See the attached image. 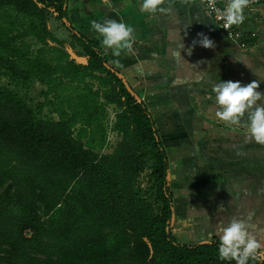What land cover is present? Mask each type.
Returning a JSON list of instances; mask_svg holds the SVG:
<instances>
[{
    "label": "trees",
    "instance_id": "trees-1",
    "mask_svg": "<svg viewBox=\"0 0 264 264\" xmlns=\"http://www.w3.org/2000/svg\"><path fill=\"white\" fill-rule=\"evenodd\" d=\"M68 2L0 0V264H235L218 259L213 232L200 243L175 237L155 119L102 47L66 24ZM51 18L83 60L63 49ZM35 82L47 102L33 107L18 90ZM108 127L118 141L103 152Z\"/></svg>",
    "mask_w": 264,
    "mask_h": 264
},
{
    "label": "crops",
    "instance_id": "crops-1",
    "mask_svg": "<svg viewBox=\"0 0 264 264\" xmlns=\"http://www.w3.org/2000/svg\"><path fill=\"white\" fill-rule=\"evenodd\" d=\"M219 1L224 5L225 0ZM140 2L69 0V13L86 17L82 28L81 19L70 24L81 32L87 30L124 82L149 107L167 147L168 181L175 202L181 199L185 205L182 216L175 214L174 220L191 226L190 215L195 213L194 221L203 218L202 231L218 236L221 224L234 217L242 219L261 242L264 260V144L246 136V117L239 125L220 121L211 93L219 79L243 84L257 80V90L264 93V5L244 10L241 28L248 36L255 34L253 49L244 51L200 0H163L167 11L153 15L141 13ZM105 18L134 28L131 51L114 57L111 49H104L90 22ZM198 33L207 35L214 46L197 45L188 55L185 49L199 39ZM173 179L179 182L177 189L171 186ZM194 196L198 201L191 203Z\"/></svg>",
    "mask_w": 264,
    "mask_h": 264
},
{
    "label": "clouds",
    "instance_id": "clouds-1",
    "mask_svg": "<svg viewBox=\"0 0 264 264\" xmlns=\"http://www.w3.org/2000/svg\"><path fill=\"white\" fill-rule=\"evenodd\" d=\"M108 3V0H105ZM163 0H141V13L153 15L165 12ZM249 0H225L222 8H217L213 0H208L206 7L208 14L222 23L227 29L233 25H240L245 20L244 10ZM91 29L99 34L100 43L105 50L111 49L114 57H119L122 51H131L135 40L134 28L130 24L117 19L105 18L102 21L92 20ZM199 39H193L185 51L192 54L197 45L208 48L214 46V41L207 35L198 33ZM184 45L182 43V47ZM119 63V61H116ZM259 82L253 80L247 84L241 81L219 79L211 87L216 107L215 116L228 125H239L246 117V136L260 144H264V93L258 91ZM219 242L217 247L218 259L234 261L235 264H250L258 251L261 242L253 235L244 222L239 218H231L226 224L217 229Z\"/></svg>",
    "mask_w": 264,
    "mask_h": 264
},
{
    "label": "rangeland",
    "instance_id": "rangeland-1",
    "mask_svg": "<svg viewBox=\"0 0 264 264\" xmlns=\"http://www.w3.org/2000/svg\"><path fill=\"white\" fill-rule=\"evenodd\" d=\"M78 9H79V7H78ZM85 18L86 17H84L83 15H80V14L69 13V10H68L67 20H65V22L67 25L72 26L70 24V21H72V19H77L78 21L81 19L82 22H81L80 26L82 28V26L85 23V20H84ZM49 27L51 29V32L54 34V36L57 37L60 41H62L64 43L62 45L63 49L66 50L72 58L78 57V59L80 61L83 60V59H81L80 56H78V53L81 52V49L79 48V46H77L76 42L74 41V38H72L71 32L69 30H67L66 27H64V25L61 21H58L54 18H51L49 21ZM76 30H78V29H76ZM78 31H81V29ZM82 32L86 33V35H88L87 30L85 28H84V30H82ZM89 35L91 37H93L92 33H90ZM30 42H31L32 47H34L35 50L40 46L33 39H30ZM0 83L6 84V83H9V81L7 79H4V80L0 81ZM90 84H92V86L94 88L98 87V84L96 82H90ZM46 89H47V87L42 86L39 83L35 82L33 85H31L27 89L20 88L18 90V92L20 95L24 96L27 99L28 103L31 106L36 107L38 104H40L42 102H45V103L47 102V99L41 93L43 90H46ZM49 98H52V96L50 95ZM107 110H108L109 114H108V118L106 119V121L108 122L109 126H111V124L114 121V107L110 106V107H108ZM42 114L45 117H50V118H54V119L57 118V115L54 113L53 109L50 106L43 107ZM117 141H118V137L114 133L109 132V127H108L107 144H106V147L104 148L103 152H109L111 150V148L116 144ZM174 167H175L174 165L171 166L172 172H174V169H175ZM178 183L179 182H177L173 179L171 186H173L174 189H177L175 187H178ZM190 201H191V203H196V201H198V199L194 196L193 198L190 199ZM184 206H185L184 201L181 199H178L176 202V208H177L178 215L182 216V214H180V213H182L181 210L184 209ZM195 216H196L195 213H191V215H190V218L192 221V223L190 224L191 226L181 224L180 223L181 219H177V220L173 219L172 223H175V225L173 224L172 230H173L175 237L177 238V240L180 243L185 242V244H186V243L206 242L207 240H209L212 237V235H211L212 233H210V232L204 233L202 231L204 226H203V224L200 225V220H203V218H199L198 220L194 221ZM183 218H186L185 215L183 216ZM194 224L196 226L197 225H199V226H197L196 228H193ZM186 237H187V239H186Z\"/></svg>",
    "mask_w": 264,
    "mask_h": 264
},
{
    "label": "built area",
    "instance_id": "built-area-1",
    "mask_svg": "<svg viewBox=\"0 0 264 264\" xmlns=\"http://www.w3.org/2000/svg\"><path fill=\"white\" fill-rule=\"evenodd\" d=\"M208 0H204V8L208 12V9L206 7ZM214 4L217 8H222L223 4L220 3L219 0H213ZM264 5V0H249V4L245 9L251 8L253 6H259ZM214 19L215 23L225 31L228 38L234 41H237L239 44L241 50L244 51H251L253 49V41L252 39L255 37V34H252L251 36H248L244 33V31L241 28V25H233L227 29L223 28L222 23L220 21L215 20L214 16L211 15Z\"/></svg>",
    "mask_w": 264,
    "mask_h": 264
},
{
    "label": "water",
    "instance_id": "water-1",
    "mask_svg": "<svg viewBox=\"0 0 264 264\" xmlns=\"http://www.w3.org/2000/svg\"><path fill=\"white\" fill-rule=\"evenodd\" d=\"M127 85V84H126ZM128 89H129V86L127 85Z\"/></svg>",
    "mask_w": 264,
    "mask_h": 264
}]
</instances>
